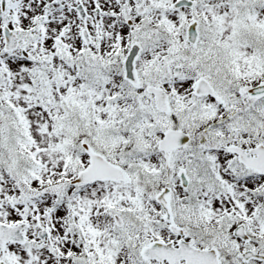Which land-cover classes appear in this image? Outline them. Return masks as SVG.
I'll use <instances>...</instances> for the list:
<instances>
[{
  "label": "snow or ice",
  "instance_id": "obj_1",
  "mask_svg": "<svg viewBox=\"0 0 264 264\" xmlns=\"http://www.w3.org/2000/svg\"><path fill=\"white\" fill-rule=\"evenodd\" d=\"M0 264H264V0H0Z\"/></svg>",
  "mask_w": 264,
  "mask_h": 264
}]
</instances>
